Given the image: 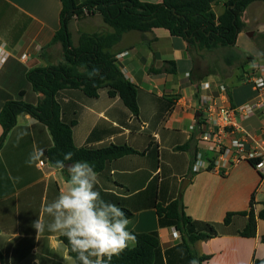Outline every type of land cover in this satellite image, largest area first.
Segmentation results:
<instances>
[{"label": "crops", "instance_id": "0c3cea01", "mask_svg": "<svg viewBox=\"0 0 264 264\" xmlns=\"http://www.w3.org/2000/svg\"><path fill=\"white\" fill-rule=\"evenodd\" d=\"M220 5L222 2L213 10ZM60 9L59 0H0V48L6 54L0 63V111L20 93L23 101L36 104L41 95L32 91L26 74L63 62L60 45H50L60 26ZM97 17L70 22L69 32L71 27L77 39L73 46L81 32L110 31L102 21L106 27L102 25L101 32L89 31L94 27L89 20ZM114 51L118 68L137 87V117L118 97H110L106 89L100 90L96 98H88L80 90H63L56 96L62 120L75 122L72 140L76 148L115 145L136 152L104 165L97 185L102 198L132 213L128 227L133 233L157 232L160 264L191 262L188 252L178 248L180 234L173 227H159L155 212L156 205H164L180 194L185 214L195 221L214 224L218 232L212 239L193 244L198 257H209L202 264H252L264 258V243L260 240L264 237V221L257 220L253 238L238 235L246 217L234 216L229 226L222 225L227 213L247 211L251 198L255 214L261 210L264 175L249 162H241L225 173L209 170L210 155L198 140V124L208 99L243 107L254 101L253 87L221 80L216 71L193 81L187 44L165 29L126 33ZM167 63L174 64V75L165 72L173 69ZM257 65L264 66L252 60L244 70ZM198 70L201 75L210 71ZM223 84L228 87L227 99L218 88ZM238 125L261 144L259 152L264 154V106L248 118H239ZM239 136L236 133L228 138ZM51 146L44 125L29 115H19L0 149V252L4 258L0 264H75L59 240V232L45 231L37 237L32 226L42 206L67 188L66 169L53 168L45 155ZM199 153L205 165L195 171L193 165ZM32 155L37 159L30 162ZM40 161L43 166L38 165ZM185 180L188 182L180 193Z\"/></svg>", "mask_w": 264, "mask_h": 264}, {"label": "trees", "instance_id": "16d2710c", "mask_svg": "<svg viewBox=\"0 0 264 264\" xmlns=\"http://www.w3.org/2000/svg\"><path fill=\"white\" fill-rule=\"evenodd\" d=\"M59 29L56 31L50 45L59 44L63 62L44 68L30 70L26 80L33 92L40 94L36 104L23 101V93L16 100L8 101L0 111V149L8 133L15 127L19 115H29L44 125L51 137L52 146L45 151V155L53 168L55 161L63 159L65 153H73L71 161H87L99 173L104 165L117 158L135 154L127 146L111 145L102 148H76L72 140V128L75 122L66 123L61 118L60 106L56 96L63 90H80L88 98H96L99 91L106 89L110 97H118L121 103L134 117L138 116L137 87L124 77L116 63L114 48L121 41L124 34L129 32L149 33L153 29H165L173 37L181 38L187 44V53L193 63L190 74L193 81L198 82L203 76L216 74L210 70L199 74L195 66L192 52L212 53L217 50H227L223 61L227 66L239 63V74L235 84L244 81V66L253 60L243 57L234 51L237 38L244 29L242 16L247 7L253 2L264 0H161L160 3H148L140 0H59ZM222 2V12L216 14L213 6ZM98 15L102 22L110 29L104 33L78 34L77 45L73 46L69 24L72 20H81L87 16ZM264 56V51H262ZM173 69L165 70L175 74L173 63H167ZM98 69L97 74L93 70ZM217 72V71H216ZM221 80L222 73L217 72ZM224 85V84H223ZM228 90V87H226ZM253 165L254 161H250ZM211 166L208 167L211 170ZM57 169V168H56ZM261 210L255 214L253 199L249 201L247 211L227 213L222 225L231 224L234 216L246 217L244 228L238 232L242 238H253L256 234L257 220L264 221V202ZM128 219L132 213L126 209ZM155 212L158 226L173 227L181 237V245L188 252L189 258L196 264L208 260V256L198 257L192 250L193 244L206 241L218 235L214 224L195 221L185 214L182 195L164 205H156ZM135 234V233H134ZM138 243L127 248L120 256L113 257L111 264H160L162 254L156 231L135 234ZM59 240L65 245L67 254L75 264V253L67 238L63 235ZM264 243V237H261ZM168 255V251L164 254ZM4 258L0 252V263ZM252 264H264V258L253 260Z\"/></svg>", "mask_w": 264, "mask_h": 264}, {"label": "clouds", "instance_id": "9594fccd", "mask_svg": "<svg viewBox=\"0 0 264 264\" xmlns=\"http://www.w3.org/2000/svg\"><path fill=\"white\" fill-rule=\"evenodd\" d=\"M98 71L94 69L93 74ZM73 155L68 152L55 161L57 169L67 171V188L42 206L32 226L37 237L45 231L65 236L78 264H111L113 257L138 243L137 237L129 230L122 208L102 198L94 166L87 161L65 163ZM35 159L37 156H30V162Z\"/></svg>", "mask_w": 264, "mask_h": 264}, {"label": "built area", "instance_id": "2783aa9c", "mask_svg": "<svg viewBox=\"0 0 264 264\" xmlns=\"http://www.w3.org/2000/svg\"><path fill=\"white\" fill-rule=\"evenodd\" d=\"M6 57L5 52L0 48V63ZM25 55L22 56L24 58ZM243 83L251 85L255 91V99L249 104L235 108L227 104H218L214 98L206 102L203 115L198 124V140L206 148L210 158L207 161L208 167L225 173L231 167L241 162L254 161L253 167L261 175H264V154L260 153L261 144L247 134L238 125V119H245L252 116L255 109L264 106V66L252 67L250 71L244 70ZM219 91L227 99L229 92L224 85H220ZM239 133V137L228 138L230 135ZM43 166V162L38 163ZM201 154L196 156L193 168L199 171L204 167Z\"/></svg>", "mask_w": 264, "mask_h": 264}, {"label": "rangeland", "instance_id": "374dc122", "mask_svg": "<svg viewBox=\"0 0 264 264\" xmlns=\"http://www.w3.org/2000/svg\"><path fill=\"white\" fill-rule=\"evenodd\" d=\"M221 10V5L214 7V11L217 14H219ZM89 21H91L93 24L92 26H94L93 29H89V31L96 32L99 30V32H101V27L104 25L99 16ZM242 21L244 23L243 35L237 40L234 51L238 52L243 57H252L253 60L264 64V56H262V51H264V2H253L250 4L243 13ZM70 30L72 31L71 42L74 44L77 39L71 27ZM248 34H251V37L248 36ZM226 52L229 53L225 49L217 50L212 53L192 52L191 57L195 60L196 68H200L202 71L213 70L220 72L225 80L234 84L235 78L239 74L240 65L238 62H234L230 66H227L223 61V56L226 55Z\"/></svg>", "mask_w": 264, "mask_h": 264}, {"label": "water", "instance_id": "95a60500", "mask_svg": "<svg viewBox=\"0 0 264 264\" xmlns=\"http://www.w3.org/2000/svg\"><path fill=\"white\" fill-rule=\"evenodd\" d=\"M248 36H250L251 37V34H248ZM188 181L187 180H185L184 181V183H183V185H182V187H181V189H180V193H182V191L184 190V185H185V183H187Z\"/></svg>", "mask_w": 264, "mask_h": 264}]
</instances>
